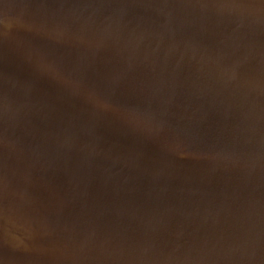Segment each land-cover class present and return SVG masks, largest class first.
<instances>
[{
  "label": "water",
  "instance_id": "water-1",
  "mask_svg": "<svg viewBox=\"0 0 264 264\" xmlns=\"http://www.w3.org/2000/svg\"><path fill=\"white\" fill-rule=\"evenodd\" d=\"M0 264H264V0H0Z\"/></svg>",
  "mask_w": 264,
  "mask_h": 264
}]
</instances>
